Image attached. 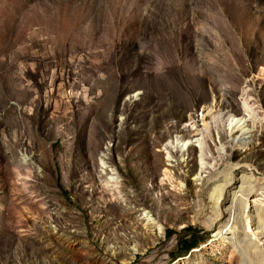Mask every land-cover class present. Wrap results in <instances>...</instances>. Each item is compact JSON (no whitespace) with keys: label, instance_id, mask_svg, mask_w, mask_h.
Returning a JSON list of instances; mask_svg holds the SVG:
<instances>
[{"label":"rangeland","instance_id":"374dc122","mask_svg":"<svg viewBox=\"0 0 264 264\" xmlns=\"http://www.w3.org/2000/svg\"><path fill=\"white\" fill-rule=\"evenodd\" d=\"M0 264H264V0H0Z\"/></svg>","mask_w":264,"mask_h":264},{"label":"trees","instance_id":"16d2710c","mask_svg":"<svg viewBox=\"0 0 264 264\" xmlns=\"http://www.w3.org/2000/svg\"><path fill=\"white\" fill-rule=\"evenodd\" d=\"M167 236L171 234V232H166ZM182 245H181V252L179 254L185 255L190 249L195 248L197 246V239L194 236H191L187 240H181ZM178 254V253H177ZM180 256V255H177Z\"/></svg>","mask_w":264,"mask_h":264},{"label":"bare ground","instance_id":"6f19581e","mask_svg":"<svg viewBox=\"0 0 264 264\" xmlns=\"http://www.w3.org/2000/svg\"><path fill=\"white\" fill-rule=\"evenodd\" d=\"M240 131H242V130H240ZM261 178L260 177H256V178H254V179H252V182L253 181H258V180H260ZM262 181V180H261ZM260 181V182H261ZM252 182H250V183H248V186L247 187H245V185L247 184L246 183V181L244 180L243 182H241L240 183V186H239V188H238V190H239V193H241V195L240 196H242V195H244L243 193L245 192V191H247L248 193H250L251 192V183ZM243 183H245L244 185H243ZM257 183H259V182H257ZM262 185V184H261ZM257 187V186H256ZM248 190H250V191H248ZM255 190V189H254ZM252 194H256L257 195V190H255L254 191V193H252ZM214 221V220H213ZM214 223V222H213ZM212 226V225H211Z\"/></svg>","mask_w":264,"mask_h":264}]
</instances>
